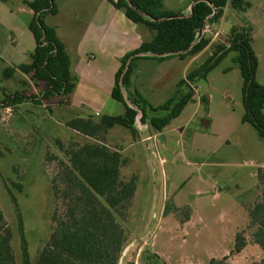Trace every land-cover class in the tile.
I'll return each mask as SVG.
<instances>
[{
    "label": "rangeland",
    "instance_id": "1",
    "mask_svg": "<svg viewBox=\"0 0 264 264\" xmlns=\"http://www.w3.org/2000/svg\"><path fill=\"white\" fill-rule=\"evenodd\" d=\"M189 1L164 0L163 5L175 11ZM244 1L249 2L245 11L228 2L222 17L206 25L209 43L199 53L183 60L171 56L133 62L123 90L126 103L136 110L134 129L115 126L103 140L124 159L120 179L137 178L122 219L127 236L122 264H207L224 256L229 264H263L264 251L251 240L254 226L247 210L264 189V178H257V170L264 168V142L253 125L241 122L242 78L232 61L236 53L229 52L205 79H187L215 48L228 46L233 27L245 26L251 27V47L258 60L256 79L264 85V0ZM63 2L68 0H59ZM31 16L23 0H0V210L12 232L16 264H22L21 231L32 262L49 237L50 180L59 162L66 161L65 151L94 141L66 123L77 116L96 120L123 111L104 82L85 80L83 95L43 100V82L19 70L3 77L5 67L29 62L35 45L28 29ZM47 21L63 29L71 22L65 11L47 15ZM148 32L146 41L152 38ZM93 66L89 69L96 74L109 71V60ZM15 93L22 102L6 105L7 96ZM176 93L187 95V103L161 130H154L150 117L163 116L156 108ZM96 109L101 115L93 114ZM201 119L209 125L203 127ZM238 233L245 246L236 253L232 249Z\"/></svg>",
    "mask_w": 264,
    "mask_h": 264
},
{
    "label": "trees",
    "instance_id": "2",
    "mask_svg": "<svg viewBox=\"0 0 264 264\" xmlns=\"http://www.w3.org/2000/svg\"><path fill=\"white\" fill-rule=\"evenodd\" d=\"M122 10L126 18L152 32L150 41H143L137 48L125 53L114 74L110 96L123 104L124 112L115 115L74 117L66 125L94 141H86L65 151L66 161L50 180L52 208L49 219L52 229L49 237L30 261L26 242L22 236V264H119L121 252L127 243L122 225L137 186V178L120 179V167L124 162L118 150L103 143L109 129L115 126L134 129L136 110L125 101L124 90L133 73V62L139 58L163 61L175 56L183 60L202 51L209 43L205 25L218 21L229 4L238 11H245L249 2L244 0H193L191 11L165 9L162 0H107ZM32 10L28 29L34 39L29 62L8 66L2 75L9 78L19 70L28 74L32 81L44 83L39 98L69 96L76 84L70 70V61L56 29L45 22L47 14H56V0H23ZM228 46L215 48L201 66L192 69L187 79L197 81L206 78L229 52H235L232 61L242 78L243 115L241 122L250 123L264 142V85L257 81V57L251 47V27H233ZM184 83V81H182ZM124 89V90H123ZM34 101L39 100L34 97ZM188 96L176 93L155 111L163 116L150 117L154 130H161L170 119L179 115ZM22 102L18 93L7 96L6 105ZM145 116V114H144ZM142 122L144 119L142 118ZM262 181L264 168L257 170ZM250 224L254 226L251 240L264 251V189L260 199L248 210ZM12 232L0 210V264H16L11 246ZM245 246V238L235 235L232 252ZM264 264V259L262 260ZM203 264V263H198ZM207 264H229L226 256L211 258Z\"/></svg>",
    "mask_w": 264,
    "mask_h": 264
},
{
    "label": "crops",
    "instance_id": "3",
    "mask_svg": "<svg viewBox=\"0 0 264 264\" xmlns=\"http://www.w3.org/2000/svg\"><path fill=\"white\" fill-rule=\"evenodd\" d=\"M56 4L57 13L47 15H59L65 11L71 21L69 27L63 29L57 23H48L47 15L44 20L48 25L55 27L56 34L63 42L68 55L71 73L77 78L70 94L71 98L77 93L81 95L85 93L86 88L82 83L85 80L101 84L104 82L106 86L112 88L120 59L125 53L147 40L148 30L136 29V26L130 24L132 21L129 22L130 20L126 18L122 10L115 8L107 0H68V3L63 2L62 4L56 0ZM192 4L193 0H190L184 5V9L175 11L188 14ZM87 55L92 56L91 60H88ZM99 60H109V71L102 69L101 73L96 74L97 71L89 69L94 67L93 64ZM91 96L92 99L95 98L94 93ZM70 104L73 106L71 102ZM96 112L101 115L98 109L93 114Z\"/></svg>",
    "mask_w": 264,
    "mask_h": 264
},
{
    "label": "water",
    "instance_id": "4",
    "mask_svg": "<svg viewBox=\"0 0 264 264\" xmlns=\"http://www.w3.org/2000/svg\"><path fill=\"white\" fill-rule=\"evenodd\" d=\"M192 6V5H191ZM190 11H191V7H190ZM200 124L203 127H207L209 125V121L207 119H201L200 120ZM127 251V247H125L122 252H121V257L119 259V264H122V259H123V255L125 254V252Z\"/></svg>",
    "mask_w": 264,
    "mask_h": 264
},
{
    "label": "built area",
    "instance_id": "5",
    "mask_svg": "<svg viewBox=\"0 0 264 264\" xmlns=\"http://www.w3.org/2000/svg\"><path fill=\"white\" fill-rule=\"evenodd\" d=\"M205 27H206V25H205ZM95 114L97 115L98 113L96 112Z\"/></svg>",
    "mask_w": 264,
    "mask_h": 264
}]
</instances>
